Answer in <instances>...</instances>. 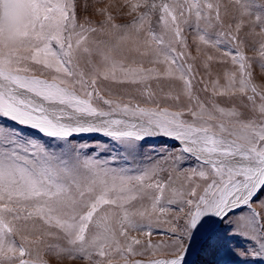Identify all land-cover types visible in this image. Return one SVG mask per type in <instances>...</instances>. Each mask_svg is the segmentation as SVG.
<instances>
[{
    "label": "snow or ice",
    "instance_id": "6c2138e0",
    "mask_svg": "<svg viewBox=\"0 0 264 264\" xmlns=\"http://www.w3.org/2000/svg\"><path fill=\"white\" fill-rule=\"evenodd\" d=\"M66 262L264 264V0L0 22V264Z\"/></svg>",
    "mask_w": 264,
    "mask_h": 264
},
{
    "label": "clouds",
    "instance_id": "9594fccd",
    "mask_svg": "<svg viewBox=\"0 0 264 264\" xmlns=\"http://www.w3.org/2000/svg\"><path fill=\"white\" fill-rule=\"evenodd\" d=\"M27 0H0V22L6 32H15L23 20Z\"/></svg>",
    "mask_w": 264,
    "mask_h": 264
},
{
    "label": "rangeland",
    "instance_id": "374dc122",
    "mask_svg": "<svg viewBox=\"0 0 264 264\" xmlns=\"http://www.w3.org/2000/svg\"><path fill=\"white\" fill-rule=\"evenodd\" d=\"M114 3L116 4H122L123 0H113ZM103 3H108V0H103ZM191 39V37H190ZM249 55H252L251 53H249ZM103 84H107V82H103ZM178 84V82H177ZM153 86L155 87V82H153ZM112 91L114 93H116L118 96H121L124 98L123 102H127L129 97H132L134 102L135 101H140L142 100V97H140L139 93L133 90V86L130 85H123V86H111ZM146 163V162H145ZM154 241L155 240H159L160 237H153ZM17 242H19L18 238H17ZM140 257H137V259H139ZM67 264V262H66Z\"/></svg>",
    "mask_w": 264,
    "mask_h": 264
}]
</instances>
